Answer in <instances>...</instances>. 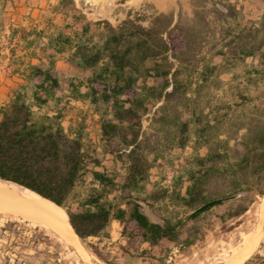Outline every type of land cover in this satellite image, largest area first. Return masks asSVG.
<instances>
[{
	"label": "trees",
	"instance_id": "trees-1",
	"mask_svg": "<svg viewBox=\"0 0 264 264\" xmlns=\"http://www.w3.org/2000/svg\"><path fill=\"white\" fill-rule=\"evenodd\" d=\"M73 1L54 6L71 15V22L49 34L32 29L36 38L29 42L46 36L41 50L54 49L83 73L69 80L71 96L90 103L99 141L88 129L87 110L68 118L66 105H60L61 84L50 54L47 67L32 64L26 74L30 81L42 77L32 92L22 84L0 104V180L64 208L81 242L105 261L88 239L110 238L113 221L121 225L124 253L144 258L145 243H194L200 232L195 221L212 206L192 212L207 200L250 190V198L235 199L239 203L229 215L244 213L264 195V91L253 98L241 90L234 102L211 100L213 89L222 86L221 75L236 78L234 67L247 57L264 67V11L244 24L236 4L196 0L192 17L180 8L177 16L174 10L153 15L149 25L128 15L114 26L89 21ZM259 80L264 77L248 74L246 83ZM187 146L193 154L171 187L149 188L151 169L175 147ZM107 153L124 161L121 181L106 168ZM167 199L191 212L171 213L166 202L162 221H155L143 208ZM164 251L149 257L163 263ZM246 263L264 264V255L255 252Z\"/></svg>",
	"mask_w": 264,
	"mask_h": 264
},
{
	"label": "rangeland",
	"instance_id": "rangeland-1",
	"mask_svg": "<svg viewBox=\"0 0 264 264\" xmlns=\"http://www.w3.org/2000/svg\"><path fill=\"white\" fill-rule=\"evenodd\" d=\"M22 1L8 0L6 12L5 8H0V15L4 12L3 16L6 21L9 20V17L17 20L18 15L12 13L13 6L19 7V3ZM30 1L32 4L37 2V0ZM41 2H43V7L40 9H44L41 13L42 16L39 19L37 15L40 13L39 10L33 11L35 15L32 17V21L27 19L26 25L29 30L32 29L30 27L33 24L42 25V22H45V18L50 16V12L54 10V6L59 0H42ZM195 2L196 0H74L73 6L78 10L77 13H84L91 22L101 19L117 26L130 15L132 17L140 16L141 22L144 25H149L153 15L174 10L177 16L180 8L183 9L186 17H192L196 8ZM228 2L242 8V22L244 24L248 23L249 20H258L264 11L263 0H228ZM34 7L37 6L34 5ZM70 8L71 4L67 6V10L73 14L74 10ZM68 17V22H71V15ZM93 29H96L95 24ZM215 61L219 62L221 58L216 57ZM255 68L262 69V72L254 71ZM234 72L238 74L236 78L231 77L229 73L221 75L223 83L220 88L213 89L212 102L239 100L238 94L241 90L253 98L262 94L264 91L263 80H259L257 84L247 85L246 83L248 74L257 78L259 76L264 77V67L260 65L259 60L247 58L234 67ZM81 109L87 110L88 129L92 138L97 141V128L99 126L96 120L98 117L90 115L85 103L81 101L74 103L68 108V111L77 116ZM205 151L206 149L202 148L199 152L204 154ZM192 154L193 149L191 147L173 149L167 161H162V165L151 169L149 188H155L158 191L170 188L174 179L173 176L178 175L184 169L187 158ZM108 155L104 159V164L110 171H117L118 180L121 181L126 171L124 161L120 159L115 161L113 154L109 153ZM186 184H188L187 180L185 181ZM20 191L24 195H35L27 191ZM261 198L258 196L254 201L249 202L248 209L236 217H230L229 214L237 208L238 200L233 199L213 205L201 213L195 221L200 232L194 243L177 245L167 240L158 246H149L145 243L141 247L148 248L149 253L144 258L132 257L124 253L121 246L125 243V238L121 235V225H112L110 238L91 237L88 239V242L99 248L106 261L89 251L82 242L83 253L76 250L74 246L54 232L45 221H38L29 214L22 217L0 212V264H220V261L225 260L228 255L226 250L237 245L246 232L256 224ZM166 202L171 213L176 212L181 216H186L191 212L190 208L174 206L169 199L155 203L152 207L148 203H143V208L153 220L162 221L161 212L165 209ZM165 249H167V254L163 263L149 257L152 254L163 255ZM254 249L249 258L255 252L264 255V226ZM246 260L241 264H247Z\"/></svg>",
	"mask_w": 264,
	"mask_h": 264
},
{
	"label": "crops",
	"instance_id": "crops-1",
	"mask_svg": "<svg viewBox=\"0 0 264 264\" xmlns=\"http://www.w3.org/2000/svg\"><path fill=\"white\" fill-rule=\"evenodd\" d=\"M41 1L42 0H37L36 3L32 4L30 0H23L19 3L21 7L13 6L12 13L18 15L19 18L17 20L9 17V20L6 21L3 16L5 13L3 12V14L0 15V104L8 101L13 95L14 89L22 84L27 85V90L31 93L35 88V84L42 81V77L36 76L30 81L26 76V74L30 72V66L32 64H37L45 68L49 64V55L54 54V65L61 84V87L56 90V96L62 98L60 105H66L68 111V108L71 107V105L81 101L74 99L71 96V89L68 82L82 72L78 67L71 65L62 54L56 53L54 49L48 47L45 51L41 50V46L46 45V36L42 37L40 40H35L34 43H30L29 41L36 38V35L34 33L31 34L30 30H44L45 34L54 33L68 22L69 17L63 13L52 10L50 16L45 18V22L43 21L42 25L33 24L30 27L32 29L29 30V27L26 24L28 20L32 21V17L35 15L33 11L39 10L40 13L37 14L39 19L42 16L41 13H43L44 9H40L43 7V2ZM7 2L8 0H0V8H5V12L8 5ZM34 5L37 7H34ZM247 58H252L255 61L258 60L253 57ZM84 73L89 75L90 71ZM229 74L232 77V73ZM84 103L85 106L88 107L90 113H92L90 103L88 101H85ZM49 105L50 107H53L55 101L53 99L50 100ZM68 114V118L74 116L70 111H68ZM93 116L96 117L97 115ZM145 122L147 125L149 124V120H145ZM67 123L68 121H66V124ZM97 132H99V127L97 128ZM97 137V141H99V134ZM202 148H200V150ZM108 154L109 153L106 154V157L109 156ZM118 224V221H113L112 225L114 226Z\"/></svg>",
	"mask_w": 264,
	"mask_h": 264
},
{
	"label": "bare ground",
	"instance_id": "bare-ground-1",
	"mask_svg": "<svg viewBox=\"0 0 264 264\" xmlns=\"http://www.w3.org/2000/svg\"><path fill=\"white\" fill-rule=\"evenodd\" d=\"M0 212L22 217L29 214L38 221H45L54 232L74 246L76 250L83 253L81 240L77 236V233H75L65 209L47 198L38 195H24L17 186L0 180ZM263 226L264 195L260 199L256 224L245 235L243 234V239L237 245L226 250L228 255L225 260L220 261V264L243 263L256 249L254 247Z\"/></svg>",
	"mask_w": 264,
	"mask_h": 264
},
{
	"label": "water",
	"instance_id": "water-1",
	"mask_svg": "<svg viewBox=\"0 0 264 264\" xmlns=\"http://www.w3.org/2000/svg\"><path fill=\"white\" fill-rule=\"evenodd\" d=\"M251 196V191L250 190H242L240 192L234 193V194H228L225 196H220L216 198H212L210 200H207L206 202L202 203L200 206H198L195 210H193L192 213H196L198 211H201L205 208H209L217 203H221L224 201L228 200H233V199H239V198H248Z\"/></svg>",
	"mask_w": 264,
	"mask_h": 264
}]
</instances>
